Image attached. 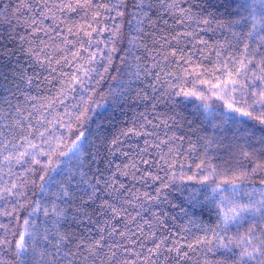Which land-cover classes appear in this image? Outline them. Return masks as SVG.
Masks as SVG:
<instances>
[{"label": "trees", "instance_id": "16d2710c", "mask_svg": "<svg viewBox=\"0 0 264 264\" xmlns=\"http://www.w3.org/2000/svg\"><path fill=\"white\" fill-rule=\"evenodd\" d=\"M137 3L0 0V264H258L264 0Z\"/></svg>", "mask_w": 264, "mask_h": 264}, {"label": "snow or ice", "instance_id": "6c2138e0", "mask_svg": "<svg viewBox=\"0 0 264 264\" xmlns=\"http://www.w3.org/2000/svg\"><path fill=\"white\" fill-rule=\"evenodd\" d=\"M121 2H123V0H121ZM90 0H85V4H89ZM78 7H84V4H79L77 5ZM135 7H143V0H139V3L134 5ZM117 7H119V5H117ZM238 7H243L242 5H238ZM74 10V9H73ZM121 14L122 13H118ZM32 23H35V20L32 21ZM39 62V61H38ZM236 81L234 80H227L224 82V89H227V85L228 84H235ZM217 88L221 87L220 85L216 86ZM186 96L187 95H194V93H184ZM253 96H257V93H253ZM254 104H259L261 105L262 108H264V90H261L258 94V99L253 101ZM227 110L230 112H237L239 113L241 116H246L249 117L250 119H259V122L264 125V111L261 112L259 117H255L252 115L251 112L249 111H242L239 107H233V103H228L227 104ZM227 119H229L228 117H225V120L227 121ZM250 133H246V135H249ZM84 139V133L80 132L79 134V138L77 140V142L73 145V148H78L81 141ZM261 142L264 143V137L261 138ZM66 155V154H65ZM245 157L251 158V156L253 154H250L248 152L244 153ZM253 172H257V171H264V163H257L256 167L254 169H252ZM41 179L43 180V177H41ZM99 183V181L97 182ZM236 186L233 185V188H235ZM44 185H41V191H43ZM65 195H67V193H65ZM98 193L97 190L93 187L92 192L89 195V200H94L97 197ZM248 195H251V193H249ZM260 196L262 197L259 201H257L255 204H249V205H243L239 207V211H235V215L231 218L229 217H225V221H224V226L225 228L228 227V222L229 219L231 220H235V218L237 216L240 215L241 212H249L252 213L253 215H257V214H261L264 215V192L260 193ZM0 198L2 197V194H0ZM104 206H109V205H102V207ZM111 207V206H109ZM37 211L39 210V205H37ZM55 211V208L53 209ZM113 214H116V209L113 207L112 208ZM45 216L48 215V211L47 209H45L44 212ZM29 215H32V213H30ZM24 225H25V231L20 233L18 235V239L15 242L14 248H15V256L17 258V262L18 264H29L30 261V251H33L32 248V244L30 242L29 239H26V237H31L33 234L29 231H27V226L29 225V220H24ZM254 231V228L252 229ZM45 239H47V237H45ZM4 243H10L8 241H0V244H4ZM261 244H264V240L260 241ZM248 244L251 245L252 244V240H248ZM96 247H100V241L96 242ZM221 249L227 250V251H231V249H229L227 244H221L220 245ZM42 255V254H41ZM247 258L249 260L255 259L256 257H260V260L258 261V264H264V252L261 251V249L259 248V246H256L253 248V250L250 252L247 249H245L242 253H240V259L243 260L244 258Z\"/></svg>", "mask_w": 264, "mask_h": 264}]
</instances>
